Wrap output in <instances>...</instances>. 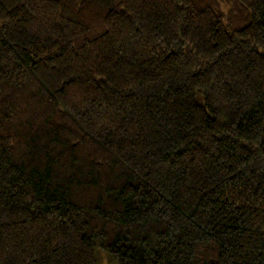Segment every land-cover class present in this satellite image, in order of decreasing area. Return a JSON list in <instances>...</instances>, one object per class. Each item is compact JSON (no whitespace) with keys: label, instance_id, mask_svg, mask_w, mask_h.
I'll use <instances>...</instances> for the list:
<instances>
[{"label":"trees","instance_id":"16d2710c","mask_svg":"<svg viewBox=\"0 0 264 264\" xmlns=\"http://www.w3.org/2000/svg\"><path fill=\"white\" fill-rule=\"evenodd\" d=\"M0 264H264V0H0Z\"/></svg>","mask_w":264,"mask_h":264}]
</instances>
